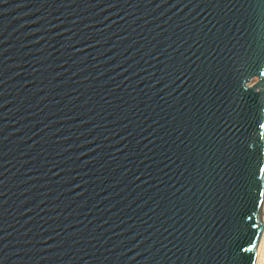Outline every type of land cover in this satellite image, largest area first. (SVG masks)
Instances as JSON below:
<instances>
[{"label":"water","instance_id":"95a60500","mask_svg":"<svg viewBox=\"0 0 264 264\" xmlns=\"http://www.w3.org/2000/svg\"><path fill=\"white\" fill-rule=\"evenodd\" d=\"M264 0H0V264H261Z\"/></svg>","mask_w":264,"mask_h":264},{"label":"bare ground","instance_id":"6f19581e","mask_svg":"<svg viewBox=\"0 0 264 264\" xmlns=\"http://www.w3.org/2000/svg\"><path fill=\"white\" fill-rule=\"evenodd\" d=\"M261 264H264V256H263V260H262V263Z\"/></svg>","mask_w":264,"mask_h":264}]
</instances>
